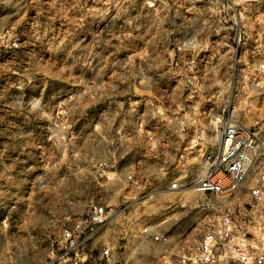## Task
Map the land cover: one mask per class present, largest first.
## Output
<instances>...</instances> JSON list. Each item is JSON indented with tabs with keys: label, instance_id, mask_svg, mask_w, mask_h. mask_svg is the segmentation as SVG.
<instances>
[{
	"label": "rangeland",
	"instance_id": "1",
	"mask_svg": "<svg viewBox=\"0 0 264 264\" xmlns=\"http://www.w3.org/2000/svg\"><path fill=\"white\" fill-rule=\"evenodd\" d=\"M235 2L246 32L237 72L226 73L231 60L221 59L209 75L180 77V84L194 78L191 93L176 87L175 77L142 74L167 64L160 14L139 11L129 24L122 12L116 19L73 0H0V264L45 263L53 212L71 202L82 213L90 197L105 195L93 179L100 159L123 172L148 167L156 189L129 203L120 220L123 263L163 264L196 247L223 208L233 214L239 243L254 250L264 241V212L247 188L219 199L166 189L178 174L170 163L177 146L172 120L180 112L206 121L229 94L235 118L259 131L264 167V0ZM140 123L148 142L136 134ZM148 224L169 242L141 241Z\"/></svg>",
	"mask_w": 264,
	"mask_h": 264
},
{
	"label": "built area",
	"instance_id": "2",
	"mask_svg": "<svg viewBox=\"0 0 264 264\" xmlns=\"http://www.w3.org/2000/svg\"><path fill=\"white\" fill-rule=\"evenodd\" d=\"M73 1L85 11L91 8L113 12L116 19L121 12L126 19L139 11L161 15L159 22L165 35L160 37V42L168 52L167 64L157 73L145 71L142 74L175 77L176 87L192 93L197 88L191 81L194 78L180 84V77L209 75L212 70H217L213 65L221 59L231 60L226 73L234 75L237 72L236 64L246 43L237 0ZM200 13H205L207 19H197ZM100 22V19L96 20L98 26L102 25ZM127 22L131 24V19ZM198 28L208 30L202 33ZM10 46L16 49L18 42L14 40ZM263 68L261 65L258 71ZM185 99H192L191 94ZM231 102L232 94H229L220 109L209 111L206 121L201 122L197 116L185 119V113L181 115L180 112L174 117L177 146L173 148L170 163L178 169V174L170 178L166 189L173 193L191 190L219 199L234 196L247 188L250 199L264 212V167L260 162L259 131L235 118L234 111L229 108ZM192 110L196 115L195 105ZM141 124L136 134L148 142L152 137L144 132ZM99 137L107 140L106 135L99 134ZM153 146L146 149L147 156L155 149ZM168 162L166 160L164 164ZM139 169L132 166L123 172L116 164L98 160L93 179L96 189L105 190V195L90 197L82 213L72 208L71 202L53 212L55 222L48 236L44 264H125L120 260L119 250L124 248L122 242L127 235L118 229L120 220L129 203L147 199L156 192L150 169ZM234 230L233 214L230 209L223 208L219 219L202 233L196 247L182 249L163 264H264V241L254 250L248 249L237 241ZM139 238L153 243L170 240L153 224L145 225Z\"/></svg>",
	"mask_w": 264,
	"mask_h": 264
}]
</instances>
